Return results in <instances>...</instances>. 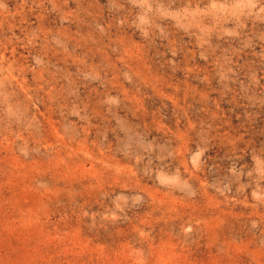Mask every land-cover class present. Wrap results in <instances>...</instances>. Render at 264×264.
<instances>
[{
    "label": "rangeland",
    "instance_id": "rangeland-1",
    "mask_svg": "<svg viewBox=\"0 0 264 264\" xmlns=\"http://www.w3.org/2000/svg\"><path fill=\"white\" fill-rule=\"evenodd\" d=\"M0 264H264V0H0Z\"/></svg>",
    "mask_w": 264,
    "mask_h": 264
}]
</instances>
